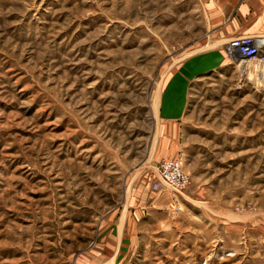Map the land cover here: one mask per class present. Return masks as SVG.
<instances>
[{
	"label": "rangeland",
	"instance_id": "rangeland-1",
	"mask_svg": "<svg viewBox=\"0 0 264 264\" xmlns=\"http://www.w3.org/2000/svg\"><path fill=\"white\" fill-rule=\"evenodd\" d=\"M197 3L0 0V264H264V67L226 51L263 34ZM165 159L186 188L154 189Z\"/></svg>",
	"mask_w": 264,
	"mask_h": 264
},
{
	"label": "crops",
	"instance_id": "crops-1",
	"mask_svg": "<svg viewBox=\"0 0 264 264\" xmlns=\"http://www.w3.org/2000/svg\"><path fill=\"white\" fill-rule=\"evenodd\" d=\"M198 5L207 8H230L220 13L216 11L211 14L213 22H221L225 35L229 33L240 34H263L258 38H264V0H198ZM203 58V57H201ZM199 58V59H201ZM194 59L190 65H181L174 71L189 72L192 66L199 62ZM204 59V58H203ZM194 67V66H193ZM187 79L184 74L174 73L165 83L164 94H162L160 117L162 120L163 135L161 143L171 142L175 151H181L184 118L189 108L190 98L187 95ZM169 136V137H168ZM182 154H177L178 157Z\"/></svg>",
	"mask_w": 264,
	"mask_h": 264
},
{
	"label": "built area",
	"instance_id": "built-area-1",
	"mask_svg": "<svg viewBox=\"0 0 264 264\" xmlns=\"http://www.w3.org/2000/svg\"><path fill=\"white\" fill-rule=\"evenodd\" d=\"M228 55L236 60L242 59L258 61L264 59V38L257 36H235L229 40L226 46ZM158 178L154 182V189L172 187L174 190H182L189 184V176L184 172L180 159H165L157 166Z\"/></svg>",
	"mask_w": 264,
	"mask_h": 264
},
{
	"label": "bare ground",
	"instance_id": "bare-ground-1",
	"mask_svg": "<svg viewBox=\"0 0 264 264\" xmlns=\"http://www.w3.org/2000/svg\"><path fill=\"white\" fill-rule=\"evenodd\" d=\"M236 58H239V57L237 56ZM240 58H241V61H242V60H244V61H250V60H248V59H242V57H240ZM255 61H256V60H255ZM258 62H260L259 64H261V66L264 67V59H260V60H258Z\"/></svg>",
	"mask_w": 264,
	"mask_h": 264
}]
</instances>
